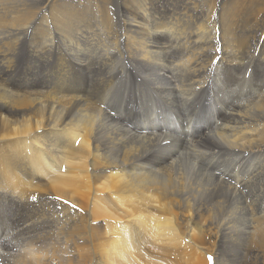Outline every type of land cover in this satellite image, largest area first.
<instances>
[{
  "label": "bare ground",
  "instance_id": "bare-ground-1",
  "mask_svg": "<svg viewBox=\"0 0 264 264\" xmlns=\"http://www.w3.org/2000/svg\"><path fill=\"white\" fill-rule=\"evenodd\" d=\"M154 1L0 0V264H264V0Z\"/></svg>",
  "mask_w": 264,
  "mask_h": 264
},
{
  "label": "rangeland",
  "instance_id": "rangeland-1",
  "mask_svg": "<svg viewBox=\"0 0 264 264\" xmlns=\"http://www.w3.org/2000/svg\"><path fill=\"white\" fill-rule=\"evenodd\" d=\"M152 2L154 3L155 1L154 0H152ZM197 2H198V5H200V1L199 0H197ZM200 6H202V5H200ZM201 8V7H200ZM204 8V7H203ZM170 123L168 122V123H166V125L168 126ZM176 127V126H175ZM169 131V130H168ZM175 131H177V132H180V134H183L184 133V131H182L181 129H179L178 127H176V129H175ZM172 133V132H171ZM175 135V134H174ZM177 137H179L178 135H176ZM179 138H181V137H179ZM181 139H184V138H181ZM226 260V258H224L223 259V261H225Z\"/></svg>",
  "mask_w": 264,
  "mask_h": 264
}]
</instances>
